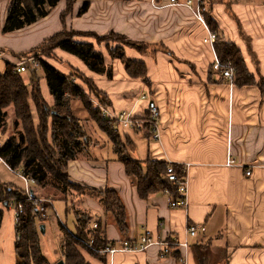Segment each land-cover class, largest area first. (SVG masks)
Returning <instances> with one entry per match:
<instances>
[{
    "label": "crops",
    "instance_id": "obj_1",
    "mask_svg": "<svg viewBox=\"0 0 264 264\" xmlns=\"http://www.w3.org/2000/svg\"><path fill=\"white\" fill-rule=\"evenodd\" d=\"M172 1L175 0H155L158 8L152 0H93L82 16L78 14L84 2L78 1L66 25L62 14L67 4L62 1L36 24L2 35L10 0H0V52L16 60L18 55L39 48L65 31L86 34L76 36L74 41L93 45L103 54L105 66L113 67L112 79L92 72L79 58L54 46L56 58L45 55L40 58L66 77L73 68L92 79L110 100L109 108L117 113L131 112L134 118H144L147 102L140 98L150 93L161 110L160 139L152 141L133 129L121 128L118 132L122 143L134 146L132 157L139 162L153 160L191 165L187 209H171L162 193L142 199L136 179L129 177L124 165L117 160L108 136L91 120L84 104L71 99L73 115L86 124L91 143L79 159L69 162V179L88 190L116 191L125 207L128 233L121 234L113 216L105 212L88 190L79 195L76 210H68L71 201L68 206L67 202L56 205L65 210L66 216L72 212L74 219L75 213L91 216L85 228L92 230L99 223L107 241L117 247L125 240L133 242L142 238L146 230L156 241L186 240L189 244L188 250L176 249L165 260L159 259L160 248L152 246L137 254L117 253L112 264H183L182 255H186V264H200L197 247L206 246L211 249L207 263L264 264V91L256 85L264 79V0L205 1L208 6L205 19L217 24L220 40L240 50L249 74L256 81L253 86L235 84L233 88L222 74L214 71L210 75L216 52L209 41L212 33L207 24L198 22L189 8L172 6ZM111 33L145 45H162L173 54L159 52L153 58L124 47L128 58L145 64L151 87L132 79L122 62L112 59L109 50L123 46L99 44L95 39V36L105 38ZM47 50L49 44L43 49ZM37 72L42 96L48 106L53 107L55 100L44 73L41 68ZM29 73L21 75L31 93ZM24 74H29L28 78ZM71 83L90 95L83 82L73 80ZM30 104L37 127L39 118L31 99ZM11 123V128L14 126L18 131L15 119ZM10 129L4 143L16 135ZM229 155L238 166H226ZM247 166L253 167L250 177L245 173ZM12 177L22 185L20 178L0 162V181L17 184ZM131 179L135 184H130ZM0 210L4 212L0 264H23L16 251L18 237L13 208L0 204ZM51 218L56 217L51 215ZM191 224H204L206 231L192 238L187 234ZM59 226L54 229V236L63 254L66 231L60 223ZM75 228L74 221L73 232ZM46 231H49L47 226ZM80 252L89 264H108L106 255L97 257L86 249Z\"/></svg>",
    "mask_w": 264,
    "mask_h": 264
},
{
    "label": "trees",
    "instance_id": "obj_2",
    "mask_svg": "<svg viewBox=\"0 0 264 264\" xmlns=\"http://www.w3.org/2000/svg\"><path fill=\"white\" fill-rule=\"evenodd\" d=\"M62 1L67 4V10L62 14V22L66 25L67 17L73 12V7L78 1L84 2L78 14L82 16L87 13L90 7L89 2L93 0H10L3 33L10 34L36 24L48 17ZM206 24L216 37L214 49L218 58L222 63L231 62L235 68V84L242 87L255 85L256 81L249 74L240 50L235 45L220 40L219 28L214 21L207 19ZM81 35L86 34L65 31L46 41L39 48L18 55V58L29 55L37 57L45 55L56 58L54 55L43 51L46 44L50 43L54 47L79 58L92 72L106 75L107 78L112 79L113 67L105 66L103 54L97 52L93 45L74 41L76 36ZM95 37L99 44L109 41L118 43L141 54H149L153 58L159 52L173 56L162 45H145L114 33L105 38ZM124 47L109 50L112 59L120 60L132 79H139L146 86L151 87L145 64L128 58ZM37 64L38 69H42L49 91L55 100L53 107L48 106L42 96L38 69L31 68L28 70L31 76L29 82L32 86L31 93L22 75L14 73L10 65H6L5 72L0 74V132L3 134L7 132V110L10 108L14 109L16 124L21 126L24 131L9 138L0 148L1 159L13 172L21 173L25 177L33 179L38 186L44 185L50 175L54 180L61 183L64 188L73 189L79 195L88 190V188L71 183L68 173L69 162L79 159L91 143L86 128L83 126L86 124L78 120L71 110V99H77L84 104L91 120L112 142L113 152L117 156V160L124 165L127 175L136 179L138 194L142 199L163 193L166 188L170 189L176 197L175 187L171 186L165 179L167 163L153 160H147L146 162L134 160L132 157L135 150L134 146L132 144H129V147L125 146L121 141L119 132L114 129L113 123L104 119L101 112L94 108L91 101L93 97L105 107H109L110 100L105 93L97 88L92 79L73 68L71 75L66 77L42 59H38ZM212 72L214 70L211 67L210 75ZM74 78L87 86L90 95L71 83ZM256 85L259 86L261 91H264L263 78ZM30 99L37 110L39 118L37 127L32 118ZM152 135L153 132L147 125L144 136L151 140ZM53 146L57 148V151L53 150ZM20 181L22 185L0 181V204L6 206L12 200H17L23 203L25 208L22 219L16 227L18 237L17 255L23 260V264H50L43 255L40 243V224H43L45 220L38 217L35 202L24 201V184L21 179ZM88 191L99 200L105 212L113 216L121 234L126 235L128 233L127 216L119 194L111 189L104 191L89 189ZM3 216L4 212L0 210V228ZM91 220L92 218L89 215L75 213V232L70 234L64 229L66 236L62 243V255L65 264H89L77 249L78 245L83 246L84 241L93 242L94 247L98 250L113 245L107 241L99 223H97L98 227L96 229L89 230L85 228ZM197 251L200 264H212L207 263L211 254L210 246L197 247ZM90 253L97 257L103 255L91 250ZM101 260L106 263V259L103 257H101Z\"/></svg>",
    "mask_w": 264,
    "mask_h": 264
},
{
    "label": "built area",
    "instance_id": "obj_3",
    "mask_svg": "<svg viewBox=\"0 0 264 264\" xmlns=\"http://www.w3.org/2000/svg\"><path fill=\"white\" fill-rule=\"evenodd\" d=\"M206 0H186V2L181 3L177 0L172 1L171 5L176 7H187L191 10L194 18L206 26L205 21V12H206V6H205ZM153 5L160 8L155 4V0H152ZM210 44L214 49V43L216 42L215 35L211 34L209 38ZM39 57L35 55H29L24 58H17L16 60H12L9 56H7L4 52H0V61L4 62L6 65H10L14 73L17 74H23L26 73L29 69H38L39 66L37 64V60ZM212 68L215 72H219L222 74L223 78L229 82V85L231 88L235 85L236 81V71L231 62L228 63H222L221 60L218 58V56L215 53V60L212 64ZM140 100L142 102H147V113L146 116L142 119H137L133 117V114L131 112H114L109 107L102 106L101 104H96V107L100 110L102 117L109 122L113 123V127L116 131H118L121 128H130L138 133L144 134L146 131V126L148 125L150 127V130L153 132L152 141H158L160 139V127H161V110L159 106L157 105V102L152 98L150 93H146L141 96ZM3 145H0V148ZM0 162H5L0 157ZM166 175L165 179L167 182L175 187L176 189V197H174V194L172 191L168 188H166L163 191V195L167 198V201L169 202V206L171 209H187L188 207V193H189V177H188V170L191 167L190 164H175L173 162H166ZM6 165V164H5ZM227 167H235L238 166V164L231 158L229 155L226 162ZM6 167L13 172L7 165ZM246 176L250 177L252 176L253 167L247 166L246 167ZM23 182L24 184V193H25V199L26 202H37V214L38 217L43 220H48L51 215L55 216L61 226H64L66 228V225L64 221L61 220L59 213L54 205V203L50 200H41L36 199L33 194V185L36 184V182L33 179H30L28 177H25L21 173H15ZM130 184H135V180L131 179ZM8 207L13 208L14 212V223L15 226L20 223L22 216L25 212V208L23 203L18 202L17 200H12L8 203ZM98 225H94L93 229H96ZM67 230V229H66ZM68 231V230H67ZM206 226L204 224H191L188 226L187 234L194 238L198 236L200 232H205ZM70 234L72 232L68 231ZM86 247L93 251L97 252L103 255H106L108 258V264H112L113 257L117 253H130V254H137L144 252L148 250L152 246H157L160 248L159 251V259L165 260L166 258L172 256L176 249H179L181 251L188 250L189 244L186 240L183 241H156L151 237V234L149 231L146 230L145 235L138 239L134 240L133 242L129 240L123 241L120 246H109L105 249H96L93 245V242L90 241H84L83 242ZM180 262L183 264H186V255H182Z\"/></svg>",
    "mask_w": 264,
    "mask_h": 264
},
{
    "label": "rangeland",
    "instance_id": "obj_4",
    "mask_svg": "<svg viewBox=\"0 0 264 264\" xmlns=\"http://www.w3.org/2000/svg\"><path fill=\"white\" fill-rule=\"evenodd\" d=\"M206 8L208 9V6ZM205 21H206V19H205ZM1 34L5 35L3 32H1ZM103 43H108V44L113 45V46L118 44V43H114V42H110V41L109 42H102V44ZM119 45H121V44H119ZM121 46H123V45H121ZM53 51H54L53 44L49 43V50H47L46 52L48 54L53 55ZM39 59L41 60L42 58H40V56H39ZM5 66H6V64L4 62L0 61V73L5 69ZM29 74H24V77L28 78ZM73 80H76V79L74 78ZM73 80H71V81H73ZM94 98L95 97H93L92 99H94ZM93 101H92V104H93L94 108H97L96 104H100V103L97 100H93ZM97 110H99V109L97 108ZM8 112L9 113L7 116V132H6V135H4L3 133L0 132V145L4 144L6 137L9 135L8 130L12 127L11 126L12 125L11 120L15 119V123H16V118L14 116V109L11 108ZM83 126L85 128V125H83ZM16 127H19L18 131L16 130V128H14V126H13V129L12 128L10 129V131L11 132L14 131V133L16 135H18L19 132H24L23 128L21 126H18L16 124ZM52 148L54 151H57V148L55 146H53ZM12 178L15 179L14 177H12ZM15 183L19 184V181L17 179H15ZM33 194H34L36 199L52 201L54 203L58 213H59L61 220L64 221V223L66 225V228L64 226H62V227L65 230L67 229L68 231L73 232L72 228H73V223H74L75 219H74L72 212L66 216L65 210H63L62 207H60L59 205L57 206L56 204H58V203L62 204L63 202H67V206H68V203L71 201L70 206L68 207V210L69 211H71L72 209L76 210L78 203H79L78 202L79 193H77L73 189L70 190V189L64 188L61 183L54 180L49 175L47 180L44 182V185H42V186H38L36 184L33 185ZM35 205L37 206V202ZM40 225L45 226V234H40V243L42 246L43 255L50 261V263L57 264L61 261V259L63 257L62 251L59 248V240H57L56 237L54 236V233H55L54 229L55 228L59 229V227H60L59 223H58L56 218H51V219L45 220V222L43 224H40ZM46 226H47L49 231H46ZM83 247H85V249L90 252V250L84 244H83V246L82 245L77 246L78 251L80 252L81 249H83ZM63 261H64V259H63Z\"/></svg>",
    "mask_w": 264,
    "mask_h": 264
},
{
    "label": "water",
    "instance_id": "obj_5",
    "mask_svg": "<svg viewBox=\"0 0 264 264\" xmlns=\"http://www.w3.org/2000/svg\"><path fill=\"white\" fill-rule=\"evenodd\" d=\"M6 206H8V204H6ZM40 231H41V234H45V226L44 225L40 226ZM57 264H65V262L62 260Z\"/></svg>",
    "mask_w": 264,
    "mask_h": 264
}]
</instances>
